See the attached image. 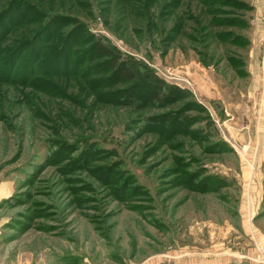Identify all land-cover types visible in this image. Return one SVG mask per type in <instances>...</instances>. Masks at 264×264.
Instances as JSON below:
<instances>
[{"label":"rangeland","instance_id":"1","mask_svg":"<svg viewBox=\"0 0 264 264\" xmlns=\"http://www.w3.org/2000/svg\"><path fill=\"white\" fill-rule=\"evenodd\" d=\"M86 34L160 102L111 103L128 85ZM262 245L264 0H0V264H257Z\"/></svg>","mask_w":264,"mask_h":264},{"label":"trees","instance_id":"2","mask_svg":"<svg viewBox=\"0 0 264 264\" xmlns=\"http://www.w3.org/2000/svg\"><path fill=\"white\" fill-rule=\"evenodd\" d=\"M181 1H185V0H181ZM86 37L91 38L90 53L95 55L96 59H103L102 62L103 69H105L110 73V81H111L110 85L112 86H108V87H113V85H118V84L128 85V87L125 90L118 91L116 93L117 96L116 95L115 96L118 97V99H112L111 103L120 104V105H129V104L135 105L134 101L138 100L140 105H149L154 102H160L161 99L160 96L162 95L163 88L160 85L159 86L157 85L154 78L152 79L151 77H149L148 74L143 73L135 62L124 58L123 54L114 46L105 43L102 40L93 39V36H91L90 34H86ZM47 39L49 40L50 37ZM48 40L46 43L50 42ZM58 57H59L58 60L61 63L70 65L71 61L69 58L67 57L63 58L64 56H61L60 54H58ZM75 65L77 66V64ZM65 71L66 73L69 74L70 70H65ZM167 95L168 96L165 98L170 97L169 93ZM159 120L160 118L155 119L153 125L156 124V122L160 123L159 131L161 132L166 131L167 130L166 123L164 122V120H162V122L161 121L158 122ZM172 123L175 126L178 122H176V120L175 121L173 120ZM180 126H182V124L175 127H180ZM106 171L109 172L108 170ZM115 175L116 178L112 180V182H115L116 180L122 177L121 174L119 173ZM124 184H121L118 187V189L119 190L125 189ZM203 191H207V189Z\"/></svg>","mask_w":264,"mask_h":264},{"label":"built area","instance_id":"3","mask_svg":"<svg viewBox=\"0 0 264 264\" xmlns=\"http://www.w3.org/2000/svg\"><path fill=\"white\" fill-rule=\"evenodd\" d=\"M252 261L257 264H264V245L259 248V257L252 258Z\"/></svg>","mask_w":264,"mask_h":264}]
</instances>
